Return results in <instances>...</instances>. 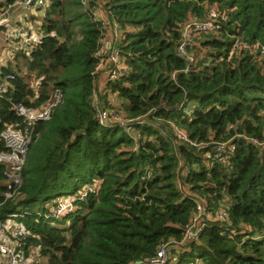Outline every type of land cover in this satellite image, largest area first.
Returning a JSON list of instances; mask_svg holds the SVG:
<instances>
[{
  "label": "trees",
  "instance_id": "trees-1",
  "mask_svg": "<svg viewBox=\"0 0 264 264\" xmlns=\"http://www.w3.org/2000/svg\"><path fill=\"white\" fill-rule=\"evenodd\" d=\"M100 1L122 29L117 48L130 67L126 77L96 92L100 33L79 0H52L41 24L46 36L29 56L17 55L25 73L1 70L13 79L0 98V131L20 123L14 104L40 107L53 89L62 101L35 126L12 200H3L0 166V219L29 212L19 221L29 232L27 247L37 248L34 264L142 263L169 242L179 248L174 264H264V151L242 139L264 141V60L247 51L230 55L236 38L264 44V0H89L90 9ZM213 7L227 20L195 38L189 52L197 61L184 74L181 27ZM39 78L35 94L31 84ZM94 93L105 109L115 110L112 94L117 114L148 123H129L135 136L100 125ZM150 121L173 122L202 147L179 143L171 129ZM232 138L227 165L213 160L216 145ZM96 185L80 198L83 187ZM69 195L76 197L73 213L39 215ZM197 201L209 215L196 240L181 243ZM223 208L228 217L219 222Z\"/></svg>",
  "mask_w": 264,
  "mask_h": 264
},
{
  "label": "built area",
  "instance_id": "built-area-1",
  "mask_svg": "<svg viewBox=\"0 0 264 264\" xmlns=\"http://www.w3.org/2000/svg\"><path fill=\"white\" fill-rule=\"evenodd\" d=\"M79 1L84 9L90 11V15H92L93 19L92 21L97 24L100 33L95 51L97 63L92 73L95 76V88L97 89V81L101 76L105 78V84L107 82L117 81L128 75L130 67L117 48L122 40V29L118 24L109 19L108 13L102 7V3L104 4V2L100 1L95 8L90 9L89 0ZM51 2L52 0H13L12 2L0 0V29L3 30V37L5 39L15 42L16 47L13 49L14 51H20L29 56L46 34L41 30L39 31V35L33 37L26 33L27 30L25 31L17 24L10 25L6 20H3L1 18L2 14L13 8H21L24 12L39 17L42 21L46 11L51 6ZM218 20L226 21L227 17L225 14H220L217 9L213 7L208 10L204 22L191 19L181 27V39L177 45V53L179 56L183 57L186 62V67L183 70L184 74H187L189 67L194 65L197 61L196 57L189 52V49L195 45V38L199 37L201 34L215 32L218 28ZM110 29L113 32V41H108V31ZM240 51H247L252 55H256L259 59L264 60V44L262 45L259 42L249 44L236 38L233 42L230 55L238 54ZM12 79V74L5 76L0 74V98H3L7 93ZM171 79H174V75L171 76ZM40 80V78L36 79L31 84V89L35 94L37 93ZM104 89L105 85L103 90ZM114 97V95L109 94L107 98L108 102L109 100H113ZM61 101V91L59 89H53L49 100L40 107L33 108L21 104L12 105V109L21 121L14 126L7 125L0 131V142L4 147V150L0 151V166L4 168L2 179V185L5 189L3 195L4 201L12 200L19 195V190L23 184L22 172L26 163L35 126L40 122L49 121L53 110ZM92 102L95 110V118L102 126L118 125V127L123 129L126 133L135 136L133 129L129 127V123L135 122V124L139 126H145L148 123V120L146 121L145 118H137L131 121L124 119L122 115L114 111L105 109L97 93H94ZM184 111L187 116H190L192 113L190 109H184ZM261 115H264V110L261 112ZM164 122L168 124L173 131L172 135L177 142L189 143L194 148L202 147L190 141L187 133L183 129L177 128L173 122ZM21 124H23L22 130H16L15 127ZM228 129H233V127L229 126ZM239 137L240 135L235 136V138ZM242 139L258 150L264 151L263 140H257L246 136L242 137ZM232 140L233 138L227 142L218 143L216 145L213 160H217L225 166L227 165L229 155L235 150ZM206 157L208 156L206 155ZM96 189L97 185L83 187L80 198L85 197L88 192H93ZM75 200L76 197L71 195L60 197L55 201V204L47 213H41L39 215L46 219L58 220L75 211ZM26 215H29L27 210L9 215L3 220L0 219V264H34L36 262L33 261L32 258H29V248L34 249V251L38 253L37 248L31 246L27 247L26 240L29 236V232L19 221ZM207 215H209V212L206 210L204 204L201 201H197L195 213L191 219L190 226L184 232L181 243L196 240L202 230L203 218ZM216 217L219 222H225L228 217L226 209L223 208L217 211ZM231 235H233V233H231ZM171 244L172 243L169 242L162 245L156 255L148 261L134 264H174L175 261L172 258ZM187 264L202 263L196 260Z\"/></svg>",
  "mask_w": 264,
  "mask_h": 264
},
{
  "label": "crops",
  "instance_id": "crops-1",
  "mask_svg": "<svg viewBox=\"0 0 264 264\" xmlns=\"http://www.w3.org/2000/svg\"><path fill=\"white\" fill-rule=\"evenodd\" d=\"M1 18L3 20H6L10 25L17 24L20 28L24 29L25 31L27 30L26 33L32 35L33 37L40 34L39 31L33 30L32 24H38L40 27L42 24L41 19L24 12L21 8H13L12 10L5 12L4 14H2ZM113 40V32L110 29L108 31V41ZM15 47V42L5 39L3 37V30L0 29V74L1 70L4 68H10L14 71H17L19 69L21 73L26 72L21 65L22 61L19 59V57H17L19 51L13 50ZM104 85L105 78L101 76L97 81V91H104ZM172 250L173 255H175V257L178 256L179 248L174 247Z\"/></svg>",
  "mask_w": 264,
  "mask_h": 264
},
{
  "label": "rangeland",
  "instance_id": "rangeland-1",
  "mask_svg": "<svg viewBox=\"0 0 264 264\" xmlns=\"http://www.w3.org/2000/svg\"><path fill=\"white\" fill-rule=\"evenodd\" d=\"M32 27H33V30H35V31H41L38 24H32ZM109 105H111L116 111H118L119 101L116 100L115 97L113 98V100H109ZM115 110H113V111L116 112ZM149 125H152L155 129H158L159 126L160 127L163 126V127L167 128L168 130H170L169 125L166 124L164 121H150ZM29 258L30 259L32 258L33 261H37V259H38V255H37L36 251H34L32 248H29Z\"/></svg>",
  "mask_w": 264,
  "mask_h": 264
},
{
  "label": "water",
  "instance_id": "water-1",
  "mask_svg": "<svg viewBox=\"0 0 264 264\" xmlns=\"http://www.w3.org/2000/svg\"><path fill=\"white\" fill-rule=\"evenodd\" d=\"M201 21L204 22L205 19H203V20H201ZM22 128H23V124H21V125L15 127L16 130H22Z\"/></svg>",
  "mask_w": 264,
  "mask_h": 264
},
{
  "label": "bare ground",
  "instance_id": "bare-ground-1",
  "mask_svg": "<svg viewBox=\"0 0 264 264\" xmlns=\"http://www.w3.org/2000/svg\"><path fill=\"white\" fill-rule=\"evenodd\" d=\"M31 145V144H30Z\"/></svg>",
  "mask_w": 264,
  "mask_h": 264
}]
</instances>
